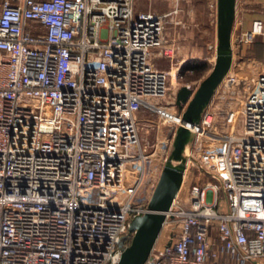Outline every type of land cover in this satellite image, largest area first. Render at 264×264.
I'll return each instance as SVG.
<instances>
[{"label": "built area", "instance_id": "2783aa9c", "mask_svg": "<svg viewBox=\"0 0 264 264\" xmlns=\"http://www.w3.org/2000/svg\"><path fill=\"white\" fill-rule=\"evenodd\" d=\"M134 2L0 0V264H116L179 125L193 133L181 184L142 264H264V67L223 120L209 100L184 121L165 96L172 74L194 91L193 69L150 62L170 11ZM259 35L253 17L234 40ZM239 82L228 69L211 97ZM142 108L169 121L150 150Z\"/></svg>", "mask_w": 264, "mask_h": 264}, {"label": "water", "instance_id": "95a60500", "mask_svg": "<svg viewBox=\"0 0 264 264\" xmlns=\"http://www.w3.org/2000/svg\"><path fill=\"white\" fill-rule=\"evenodd\" d=\"M235 15V0H217L215 60L210 71L192 91L185 85L176 91L175 103L182 109L184 121L197 122L209 102L215 87L230 68L232 61L231 30ZM184 106V108H183ZM192 131L179 125L173 137L172 148L162 167L146 210L132 217L128 227L129 240L121 248L116 264H142L147 258L167 210L182 180L183 150L191 140ZM126 236L123 239L126 240Z\"/></svg>", "mask_w": 264, "mask_h": 264}, {"label": "rangeland", "instance_id": "374dc122", "mask_svg": "<svg viewBox=\"0 0 264 264\" xmlns=\"http://www.w3.org/2000/svg\"><path fill=\"white\" fill-rule=\"evenodd\" d=\"M134 5L136 6V10H144V5L148 7L147 9L151 10H159L160 4L153 3L149 5L148 0H134ZM174 3V2H173ZM139 4L141 5L139 7ZM178 5L187 9V10H196L198 11L199 18H201L200 23L198 25L197 32L201 35L202 40H206L200 46L202 47L203 59L206 62V66L203 71L200 73H196V71L186 73L184 75V81H189L192 89H195L198 86L200 80L210 71L212 64L215 60V51L217 44V36H216V8H217V0H178ZM139 8H138V7ZM247 0H236L235 7V15L231 30V48H232V61L229 68V71L237 75L240 79L239 85L236 89L235 94L229 93H221L218 95H214L210 99V107L213 110H217L218 113H215L214 118L217 121L223 120L224 111L227 107H235L238 103L239 99L243 96L244 92L247 90V87L251 83V79L257 74L258 71L263 69V52H264V38L262 35L256 37L252 42H235V35L240 32V24L243 18H253L258 17L264 20V4L263 5H255L251 6L247 10ZM248 12V13H247ZM246 13V14H245ZM246 16V17H245ZM211 23V35L205 37L202 27L205 25H209ZM157 50V49H156ZM159 50H161L159 48ZM169 64L168 60L159 59L156 64L157 68L166 69ZM166 67V68H165ZM174 76H169L168 80V90L167 95L165 96L167 108L172 111H179V107L175 103L176 97V89L179 86V83H175L173 80ZM181 85V84H180ZM184 108V106H183ZM138 117L140 120L138 121V131L142 144L146 146L147 150H150L152 147V143L156 138H162L163 133L167 129V125L169 121L164 120L163 118H158L152 111L142 108ZM154 119V122H151ZM164 137V136H163ZM191 146V141H188L185 144L183 152H187ZM172 148V146H171ZM171 150V149H170ZM170 153V152H169ZM158 166L157 161H153L150 164V168L148 172L145 174L143 189L144 193L150 194L151 187L153 183L157 180L158 175ZM150 192V193H149ZM147 197V196H146ZM145 197V198H146ZM219 200L223 199L222 193L218 194ZM129 240V239H128ZM127 240V242H128ZM126 241L123 239V235L120 237L118 244L122 247Z\"/></svg>", "mask_w": 264, "mask_h": 264}, {"label": "crops", "instance_id": "0c3cea01", "mask_svg": "<svg viewBox=\"0 0 264 264\" xmlns=\"http://www.w3.org/2000/svg\"><path fill=\"white\" fill-rule=\"evenodd\" d=\"M148 1L150 3L149 5H152L155 2L160 4L159 10L157 11H170V14L166 16V22L164 27V47L161 50L157 49L152 52L150 56V62L152 63V65L156 67V64L159 59L168 60L169 64L167 68L165 67V70L171 72L175 70L176 67H181V65L188 59L204 58V56H202L203 51L200 45L203 42H206V40H202L201 35H199L197 32V27L199 28L198 25H201V18H199L197 9L187 10L178 5V0ZM256 4L263 5L264 0H247V10L251 6L254 7ZM141 5L139 4V7ZM143 5L144 10H147L148 7L146 6V4ZM173 9L175 10L172 11ZM250 21L251 18H243L240 24L239 31L247 29L250 25ZM211 26L215 29V26L213 27L211 23L202 27L205 37L211 35Z\"/></svg>", "mask_w": 264, "mask_h": 264}, {"label": "trees", "instance_id": "16d2710c", "mask_svg": "<svg viewBox=\"0 0 264 264\" xmlns=\"http://www.w3.org/2000/svg\"><path fill=\"white\" fill-rule=\"evenodd\" d=\"M252 42V41H251ZM206 66V62L203 59L200 58H191L185 61L181 67L180 70H184L186 68H191L193 71H196V73H200L201 71L204 70ZM127 241V240H125Z\"/></svg>", "mask_w": 264, "mask_h": 264}, {"label": "flooded vegetation", "instance_id": "af4514ba", "mask_svg": "<svg viewBox=\"0 0 264 264\" xmlns=\"http://www.w3.org/2000/svg\"><path fill=\"white\" fill-rule=\"evenodd\" d=\"M235 7H236V0H235Z\"/></svg>", "mask_w": 264, "mask_h": 264}, {"label": "bare ground", "instance_id": "6f19581e", "mask_svg": "<svg viewBox=\"0 0 264 264\" xmlns=\"http://www.w3.org/2000/svg\"><path fill=\"white\" fill-rule=\"evenodd\" d=\"M173 75V74H172Z\"/></svg>", "mask_w": 264, "mask_h": 264}]
</instances>
